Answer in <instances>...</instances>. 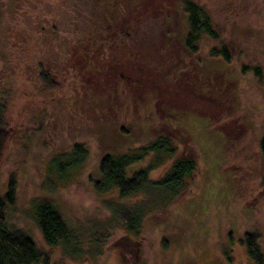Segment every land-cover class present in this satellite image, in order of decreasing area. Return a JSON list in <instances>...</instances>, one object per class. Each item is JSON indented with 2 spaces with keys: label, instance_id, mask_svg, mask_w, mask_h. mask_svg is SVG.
Instances as JSON below:
<instances>
[{
  "label": "rangeland",
  "instance_id": "1",
  "mask_svg": "<svg viewBox=\"0 0 264 264\" xmlns=\"http://www.w3.org/2000/svg\"><path fill=\"white\" fill-rule=\"evenodd\" d=\"M10 1L0 0V100L6 105L5 118L13 130L0 160V192L6 190L11 175L17 180V199L8 212L9 221L26 228L37 244L50 252L51 264H255L240 239L246 230H257L264 249L263 161L258 147L264 133V0H196L208 10L220 34L216 40L204 37L201 42L204 70L213 71L209 75V93L217 96L223 92L232 98L234 107H227L217 116L213 114L212 122L193 112L179 116L180 123L188 117L192 126L174 125L176 131L171 127L182 145L177 155L188 152L199 159L185 190L166 208L150 213L139 236L132 234L131 239L123 229H116L107 238L102 253L77 258L65 254L60 246L44 243L39 229L25 213L30 202L46 193L73 226L105 221L109 211L104 200L112 193H99L94 188L100 157L105 151H124L140 145L148 131L149 137L165 134V113L161 104L152 107L147 113L153 116L151 130L145 133V126L136 125L147 118L140 98L129 103L103 104L102 108L94 106V96L87 92L94 89L88 85L95 84L64 82L62 73L58 71L56 75L50 70L60 36H45L43 25L33 23V16H29L28 23L33 28L23 26L24 21L17 17L20 7L11 19ZM174 1L178 11L171 27L176 29L177 25L184 26L186 18L180 0ZM64 4V0H32L27 7L30 15L41 8L57 15H72ZM68 21L67 18L64 28L70 29ZM25 31L29 36L22 38L19 33ZM222 43L230 49L229 61L210 53L213 46ZM43 74L49 80L43 82ZM83 75L88 77L89 73ZM49 83L62 88L57 93ZM190 101L196 103L192 97ZM221 118L233 121L228 126L233 142L229 148L224 145L220 124H213ZM120 121L132 131L130 136L116 133L115 126ZM75 142H83L87 148L85 161L67 169L62 177L48 172L52 158L69 153ZM149 159L128 166V174L147 165ZM164 167L154 168L151 178L161 175ZM43 181L47 192L41 190ZM147 196L155 197L157 203L166 197L156 190H145L131 199L142 201Z\"/></svg>",
  "mask_w": 264,
  "mask_h": 264
},
{
  "label": "trees",
  "instance_id": "2",
  "mask_svg": "<svg viewBox=\"0 0 264 264\" xmlns=\"http://www.w3.org/2000/svg\"><path fill=\"white\" fill-rule=\"evenodd\" d=\"M31 1L11 0L8 12L14 20V11L20 7L22 10L17 17L22 18L23 26L32 27L28 23L29 16H33V23L43 25L45 36H60L58 41H61L57 48L55 44L53 50V57L58 56L53 58L51 72L56 75L58 71L62 73L64 82L95 84L94 87L88 85V88L94 89L87 93L94 96L93 104L100 108L104 107L103 104L129 103L140 98L145 103L143 112L147 118L136 122V125L145 126V133L153 118L147 114L152 107L161 104L165 113L162 121L165 126L168 125L163 127L165 134L149 137L148 131L140 145L124 151H105L100 157L97 166L99 176L94 181V188L99 193H112L104 200L105 209L109 211L105 221L73 226L46 193L34 197L25 212L47 245L60 246L65 254L76 258L99 255L106 246L107 238L116 229H123L131 239L132 234L139 236L149 214L157 208H166L181 195L188 178L197 170V155L186 150L185 154L177 155L182 145L175 134V127L184 124L192 126L188 117L182 123L178 117L193 112L207 116L212 122L213 114L217 116L227 107H234L232 98L223 92L219 91L217 96L216 93H209V75L213 71L204 70L206 61L200 55L203 38L216 40L220 34L213 27L208 10L196 0H180L186 22L180 28L176 24V29L171 27L176 23L174 14L178 11L174 0H72L71 3L64 0L65 10L72 13L69 16L65 13L57 15L42 8L30 15L27 3ZM1 10L0 6V14ZM67 18L70 29L64 28ZM19 35L22 38L29 36L28 31ZM225 44L213 46L211 55L229 61L230 49ZM255 71L258 73L257 68ZM84 73H89V76L85 77ZM48 77L43 74L41 80H49ZM52 84L49 88L58 93L62 86L54 87ZM190 87L193 90L188 89ZM191 97L196 100L195 104L191 103ZM102 100L105 101L100 102ZM5 108L0 100V160L13 133L5 118ZM105 113H101L103 120ZM230 122H233L231 118H221L213 123L220 124L219 128L223 129L220 128L227 148L233 143L228 129ZM124 123L120 121L115 126L116 133L130 136L132 131ZM181 133L183 136L186 134ZM84 146L83 142H75L69 153L52 158L48 172L62 177L67 169L82 164L88 155ZM258 147L263 161L261 180L264 184V133L259 137ZM146 158H150L147 165L128 174V166ZM160 165L165 166L164 171L157 178H151L150 172ZM16 181L15 175H11L6 190L0 192V264H51L50 252L40 247L26 228L8 219V212L15 207L17 199ZM41 190L48 191L44 181ZM145 190H156L166 196L165 200L157 203L155 197L149 199L148 196L142 201L131 199ZM243 233L240 240L246 245L247 254L255 264H264L260 233L257 230Z\"/></svg>",
  "mask_w": 264,
  "mask_h": 264
},
{
  "label": "flooded vegetation",
  "instance_id": "3",
  "mask_svg": "<svg viewBox=\"0 0 264 264\" xmlns=\"http://www.w3.org/2000/svg\"><path fill=\"white\" fill-rule=\"evenodd\" d=\"M55 56H58V55H55ZM50 66V65H49Z\"/></svg>",
  "mask_w": 264,
  "mask_h": 264
}]
</instances>
